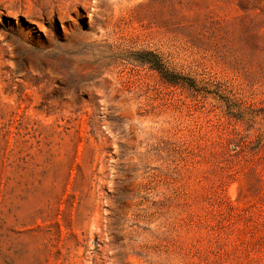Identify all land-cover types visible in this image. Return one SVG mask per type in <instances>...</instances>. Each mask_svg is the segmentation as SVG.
I'll use <instances>...</instances> for the list:
<instances>
[{
    "label": "rangeland",
    "instance_id": "rangeland-1",
    "mask_svg": "<svg viewBox=\"0 0 264 264\" xmlns=\"http://www.w3.org/2000/svg\"><path fill=\"white\" fill-rule=\"evenodd\" d=\"M0 264H264V0H0Z\"/></svg>",
    "mask_w": 264,
    "mask_h": 264
},
{
    "label": "trees",
    "instance_id": "trees-1",
    "mask_svg": "<svg viewBox=\"0 0 264 264\" xmlns=\"http://www.w3.org/2000/svg\"><path fill=\"white\" fill-rule=\"evenodd\" d=\"M134 60L148 65L150 69L156 71L162 80L171 85L184 86V79L170 70L162 58L154 52H140L134 55Z\"/></svg>",
    "mask_w": 264,
    "mask_h": 264
}]
</instances>
